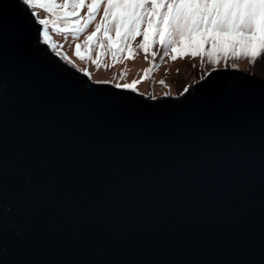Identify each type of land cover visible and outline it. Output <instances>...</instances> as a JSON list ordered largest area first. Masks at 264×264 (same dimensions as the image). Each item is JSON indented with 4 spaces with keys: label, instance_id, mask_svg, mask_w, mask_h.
Masks as SVG:
<instances>
[{
    "label": "water",
    "instance_id": "1",
    "mask_svg": "<svg viewBox=\"0 0 264 264\" xmlns=\"http://www.w3.org/2000/svg\"><path fill=\"white\" fill-rule=\"evenodd\" d=\"M0 0V264H264V80L143 97Z\"/></svg>",
    "mask_w": 264,
    "mask_h": 264
},
{
    "label": "snow or ice",
    "instance_id": "2",
    "mask_svg": "<svg viewBox=\"0 0 264 264\" xmlns=\"http://www.w3.org/2000/svg\"><path fill=\"white\" fill-rule=\"evenodd\" d=\"M37 16V8L52 14L58 21H65V30L75 35L83 32L103 12L95 31L87 35L83 47L88 48L100 33L103 39L97 43L113 48L117 54L135 48L172 60L185 55L207 57L216 62V57L245 59L250 66L264 63V0H20ZM86 8V18L80 17V9ZM70 17H76L69 23ZM40 25L49 23L47 17L39 19ZM110 33L115 34V39ZM142 37V40H137ZM135 42V44H133ZM205 45L208 47L205 48ZM76 45V55L86 57ZM93 63H99L93 60ZM145 73L149 69L144 70ZM146 78V77H145ZM134 81L125 87H135ZM163 83V81H161ZM119 86V85H118Z\"/></svg>",
    "mask_w": 264,
    "mask_h": 264
},
{
    "label": "rangeland",
    "instance_id": "3",
    "mask_svg": "<svg viewBox=\"0 0 264 264\" xmlns=\"http://www.w3.org/2000/svg\"><path fill=\"white\" fill-rule=\"evenodd\" d=\"M62 0H58L61 3ZM29 12H32L25 5ZM37 16L39 19L48 18L49 23L43 25V36L40 42L47 44L54 54H57L62 60L89 76L93 83H104L115 86L120 89L131 90L141 96H152L156 99L162 97H175L181 94L186 87H192L193 84L201 81L208 72L214 69L228 68L240 70L247 74L249 64L245 59H233L231 57H216V62H210L207 57H192L185 55L183 58L172 60L169 56H160L158 46L155 48L157 55H152V49L145 52L142 49L135 48L132 57H129V52L118 53V59H114L110 48L105 43L101 46L97 43V38L103 39L100 33L94 37L93 42H90L88 48H84V40L87 35L95 31V24L100 22L103 12H99L96 20L89 24L83 32L72 33L65 30V21L60 20L56 24H52L51 20L55 19L52 14L45 12L42 8H37ZM80 17L86 18V8L80 9ZM76 17H70L69 23L75 20ZM112 38L115 39L113 33ZM140 40V37H137ZM80 44V52L86 57L83 60L76 55V45ZM135 44V42H133ZM208 46L205 45V48ZM93 60H98L99 63H93ZM230 67V68H229ZM264 67V63H262ZM145 69H149L152 73H145ZM146 77V78H145ZM257 77V76H255ZM264 80L263 77H257ZM134 81L135 87H125L131 85ZM163 81V83H161ZM119 85V86H118Z\"/></svg>",
    "mask_w": 264,
    "mask_h": 264
},
{
    "label": "bare ground",
    "instance_id": "4",
    "mask_svg": "<svg viewBox=\"0 0 264 264\" xmlns=\"http://www.w3.org/2000/svg\"><path fill=\"white\" fill-rule=\"evenodd\" d=\"M263 73H264V67H262V63H260V62H258L257 65H254V66L249 65V67H248V73L247 74H249L253 77H255V76L263 77Z\"/></svg>",
    "mask_w": 264,
    "mask_h": 264
},
{
    "label": "trees",
    "instance_id": "5",
    "mask_svg": "<svg viewBox=\"0 0 264 264\" xmlns=\"http://www.w3.org/2000/svg\"><path fill=\"white\" fill-rule=\"evenodd\" d=\"M114 34V33H113ZM115 35V34H114ZM140 39H142V37H140Z\"/></svg>",
    "mask_w": 264,
    "mask_h": 264
}]
</instances>
